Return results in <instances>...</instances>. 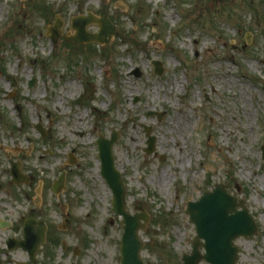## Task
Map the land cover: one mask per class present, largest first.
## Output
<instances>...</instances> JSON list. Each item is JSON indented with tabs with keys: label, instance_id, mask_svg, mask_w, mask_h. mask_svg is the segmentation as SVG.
Returning a JSON list of instances; mask_svg holds the SVG:
<instances>
[{
	"label": "rangeland",
	"instance_id": "1",
	"mask_svg": "<svg viewBox=\"0 0 264 264\" xmlns=\"http://www.w3.org/2000/svg\"><path fill=\"white\" fill-rule=\"evenodd\" d=\"M90 13L112 20L110 44L66 40ZM114 133L127 211L149 216L146 264H184L197 237L188 204L220 184L258 228L235 242L237 264H264V0H0V264H31L8 250L28 218L49 229L33 264H121L97 146ZM13 163L34 180L14 185Z\"/></svg>",
	"mask_w": 264,
	"mask_h": 264
},
{
	"label": "water",
	"instance_id": "2",
	"mask_svg": "<svg viewBox=\"0 0 264 264\" xmlns=\"http://www.w3.org/2000/svg\"><path fill=\"white\" fill-rule=\"evenodd\" d=\"M99 26V33H89L87 27ZM63 23L49 30L54 39L60 37ZM72 30L76 35L67 38L68 41L77 42L81 45L98 43L108 45L111 43L116 32L114 24L107 17H96L89 14L87 17L74 18ZM156 73L160 76L161 63L155 62ZM160 70V71H159ZM137 78L142 76L139 69L135 71ZM156 116L150 113L148 117ZM42 135L45 130L38 127ZM148 137V155L153 154L156 149V137L152 135L151 127L146 128ZM119 135L114 133L110 140L101 137L97 141L99 157L101 160V175L105 179L113 193V211L122 217L123 237L121 245V264H146L142 259V251L145 243L141 240L140 232L145 231L149 223V216L142 214L132 215L127 211L126 196L127 188L124 184L121 172L117 169L114 157V146L118 143ZM264 159V148H263ZM73 164V162L71 161ZM11 176L16 185L29 183L34 178H28L22 173V165H12ZM66 175L62 174L53 186V192L60 194L65 188ZM39 194V192H38ZM187 213L196 227L195 238L191 256H184V264H200L205 261L209 264H237L239 248L235 242L240 238H250L257 234V225L249 210L242 201L231 196L224 184L218 185L213 192H207L197 202L188 205ZM2 227H6L3 225ZM48 226L43 221L29 218L25 222L23 239L17 241L11 239L8 242L10 250L15 248L27 252L32 263L40 247L46 244ZM203 248L205 254L200 252Z\"/></svg>",
	"mask_w": 264,
	"mask_h": 264
},
{
	"label": "bare ground",
	"instance_id": "3",
	"mask_svg": "<svg viewBox=\"0 0 264 264\" xmlns=\"http://www.w3.org/2000/svg\"><path fill=\"white\" fill-rule=\"evenodd\" d=\"M75 87H78L77 85H74Z\"/></svg>",
	"mask_w": 264,
	"mask_h": 264
}]
</instances>
